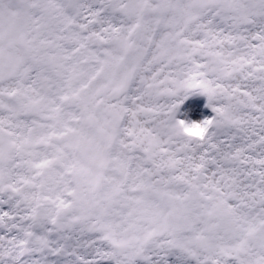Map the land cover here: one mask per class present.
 <instances>
[{
  "label": "snow or ice",
  "instance_id": "snow-or-ice-1",
  "mask_svg": "<svg viewBox=\"0 0 264 264\" xmlns=\"http://www.w3.org/2000/svg\"><path fill=\"white\" fill-rule=\"evenodd\" d=\"M0 264H264V0H0Z\"/></svg>",
  "mask_w": 264,
  "mask_h": 264
},
{
  "label": "bare ground",
  "instance_id": "bare-ground-1",
  "mask_svg": "<svg viewBox=\"0 0 264 264\" xmlns=\"http://www.w3.org/2000/svg\"><path fill=\"white\" fill-rule=\"evenodd\" d=\"M198 102L200 103L201 106H203L204 104L207 103V98L206 97H200L199 99H197ZM206 113H210V109H205L204 110Z\"/></svg>",
  "mask_w": 264,
  "mask_h": 264
},
{
  "label": "rangeland",
  "instance_id": "rangeland-1",
  "mask_svg": "<svg viewBox=\"0 0 264 264\" xmlns=\"http://www.w3.org/2000/svg\"><path fill=\"white\" fill-rule=\"evenodd\" d=\"M200 97H195L194 99H199Z\"/></svg>",
  "mask_w": 264,
  "mask_h": 264
}]
</instances>
